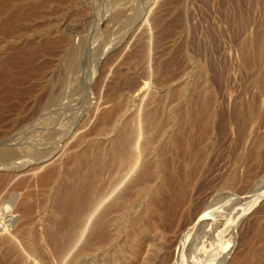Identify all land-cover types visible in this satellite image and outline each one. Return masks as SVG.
<instances>
[{
    "label": "rangeland",
    "instance_id": "1",
    "mask_svg": "<svg viewBox=\"0 0 264 264\" xmlns=\"http://www.w3.org/2000/svg\"><path fill=\"white\" fill-rule=\"evenodd\" d=\"M15 3L27 12V16L23 18L24 20H14L3 24L1 29H9H6L7 33L5 29L4 32L0 29V76L2 75L1 78L5 76L7 79L0 80V150L2 147L3 149L11 147L14 152L16 151L15 155L14 152L9 155L7 161L0 159V180L5 179L3 190H0V206H2L0 208V263L9 264L14 259L7 260L9 256H7L5 240L9 239L17 248L15 252L17 256L19 252V264H59L63 260L64 263H62L66 264L67 250L61 253L59 250L55 252L52 243L56 237L51 242L53 235H57L55 242L61 241L56 234V228L53 229L56 225L50 229L54 231L48 234L49 237L45 232L43 225L47 213L43 210V204L47 200L50 206V192L49 189L46 190L45 200L39 195L37 177L51 168L62 166L68 158L78 153L79 149L73 151L71 147L78 143L83 133L92 132L97 127L99 114L111 106V103L106 101L107 91L125 77L139 86V91L132 95V99L130 98L128 115L139 109L141 97L149 92L156 95L153 107H157L160 111L162 123H165L167 112L179 105L173 97V92L181 88L187 91L199 88L212 93L214 122L209 135L210 152L205 178L208 190L213 192L207 201L212 209L209 211L226 223L234 222L239 213L241 216L247 207H251L253 212L238 225L229 258L226 257V253H219L221 240L212 237L213 240L218 239L219 243L217 242L215 248L213 247L215 253L210 254L213 257L210 263L214 261V255L218 256L217 264H225L227 260L233 261L235 257V260L239 259L248 244L259 250L264 248L263 240L257 236L260 225L264 224V202L263 200H260V204L259 201L257 204L254 202L258 196H263L264 185L259 190L249 191V194L242 196L246 201L238 200L241 201L238 202L237 198L230 197L235 193L231 194L230 191L229 193L219 183L221 178L226 176L227 170L230 167L234 169L238 164L236 161L239 155L237 136L235 126L230 123L233 105L235 106L239 97L255 98L261 110L264 111V85H262L264 80L261 81L264 79L262 78L264 68L247 72L245 68L240 67L242 46L257 38L258 41H264V0H15ZM31 12L34 14L32 15ZM9 14V10L3 12L0 22L5 21ZM245 16L248 19L244 22ZM154 23L159 25L158 31L151 29ZM144 44L148 49L144 47ZM135 47L139 49V53L135 51L137 49ZM143 52L150 53H147L145 58ZM136 54L140 58L135 57ZM168 57L177 59L172 66L165 63ZM158 63L170 66H165L167 72L163 71L162 77H153L155 81L157 80L156 89L146 82L149 78L152 79L146 75L153 73ZM13 92L14 94H10ZM42 94L44 98L41 99L39 107H36L37 99ZM149 94L144 104L148 101ZM123 97L128 98L129 95L124 94ZM47 100L52 101L53 104L47 103ZM66 129L67 135L66 132L64 134ZM55 131L59 133V136H55L54 140L49 141L45 138L46 135H51ZM61 137L63 140L60 139ZM61 140L62 142H59ZM41 141L45 147L40 145ZM98 141L104 143L106 139L99 138L90 144L98 143ZM20 143L25 146H22L24 150L21 149L22 147L19 148ZM87 145L89 143L82 145L80 150ZM41 148H44V151L43 149L38 151ZM54 149L57 151L53 152ZM47 153L53 159L48 158ZM20 159L26 161L21 163L23 161ZM27 159H30L29 162ZM232 165L235 167L233 168ZM75 171L76 168H70L71 174ZM210 186L212 189L209 188ZM31 187L36 194L35 198H30V202L36 204V214L33 218L38 227L41 244L44 245L43 249L38 247L32 251L27 246L29 240L26 239L24 232L14 234L12 231L14 225L12 218L17 203ZM254 193H257L256 196ZM235 196L241 197L237 194ZM231 198L234 202H231L233 200ZM244 201L247 205L254 202L256 207H252L254 203L247 206ZM5 203L8 207L4 205ZM240 208H243V211ZM57 219L63 218L57 216ZM59 222L61 221L57 223ZM39 249L42 252L38 251ZM193 251L191 250L190 258L184 257L186 260L183 259L181 262L206 264L208 261L206 253L199 254ZM60 255L64 256L63 260L62 257L60 260ZM81 256V261L86 262L83 261L80 264H93L86 251L82 252ZM262 256L257 263L264 264L262 263L264 255ZM103 259L107 261L103 262ZM14 261V264H18L16 259ZM179 261L180 259L176 260L174 264H182ZM100 262L128 264L127 259L120 260L119 253L114 252L99 258L97 263L100 264Z\"/></svg>",
    "mask_w": 264,
    "mask_h": 264
},
{
    "label": "bare ground",
    "instance_id": "2",
    "mask_svg": "<svg viewBox=\"0 0 264 264\" xmlns=\"http://www.w3.org/2000/svg\"><path fill=\"white\" fill-rule=\"evenodd\" d=\"M7 10L10 13L9 17L6 20L4 19L5 21L0 22V29L5 23L21 20L27 16V12L19 5H16L15 0L0 2V16ZM31 13L32 15L34 14L33 12ZM246 19H248L247 16L243 17V21ZM158 26L157 23H154L151 29L158 31ZM4 29L2 28L1 31L4 32ZM6 29L5 33L9 30ZM151 47L153 46L151 45ZM145 48L148 49L147 46ZM135 51L139 53L138 48ZM147 53L150 52L145 54L143 52L145 58ZM134 56L140 58L137 54ZM141 58L143 57L141 56ZM241 59L240 67L245 68L247 72L264 68V41H258L257 38L253 42L250 41L244 44L241 48ZM176 60L173 57H168L165 63L172 66ZM165 66L170 65L161 63L155 66L154 69L152 68L153 73L149 72L150 74L146 75L152 77V79L146 80L152 88L157 89V80L155 81L153 77H162L164 75L163 71H166ZM1 77L2 75L0 80L6 79L5 76ZM263 80L261 79V81ZM8 90L10 91V88ZM4 91L6 93V90ZM138 91L139 86L126 77L112 85L106 94V101L111 103V106L99 114L97 127H94L95 129L92 132H89L90 129L88 130L89 133L85 132L87 135L83 133L84 136L82 134L78 143L71 147L73 151L79 149L78 153L68 158L62 166L51 168L37 177L39 195L45 200L46 190L49 189L50 192V206H48L47 200L43 204V210L47 213L45 216L46 221L43 225L45 232L47 235L51 232L53 233L54 230L50 231V229L56 225L53 229L56 228V234L61 238V241L55 242L57 235H53L51 242L56 237V240L52 243L56 251L53 250L55 252L59 250L60 253L68 251H66L68 253L67 259L65 258L66 264L82 263L84 260L81 261V255L84 251L92 259L93 264H98L97 260L99 258L106 257L107 253L113 252L119 253L120 260L127 259L128 264H174L178 259L181 262L184 257L190 258L191 250L192 252L195 250L199 254L206 253L208 264H217L219 263L218 256L215 255L214 261L210 263L213 259L211 255L215 253L213 247L215 248V244L219 243L218 239L213 240L212 237L219 238V241L221 240L219 253H226V257L229 258V255L232 254L234 234L238 232V225L253 212L251 207H245L247 203L245 202V197L243 198L242 196H246L249 191H257L256 189L259 190L264 185V111L261 110L255 98L245 99L239 97L235 106L233 105L234 109L232 108L233 113L230 117V123L235 126L237 136L236 144L239 155L236 161L238 164H236V167L232 165L235 168L230 169V167L226 176H223L221 181L218 177V180L224 189L232 192L231 194L241 195V197H237L234 194V196L230 197L237 198V201L245 200L244 204L246 205L244 207L246 209L244 208L245 210L243 211V208H240L244 213L240 216L238 212L239 216L234 219V222L226 223L224 220H220L219 216L218 218L210 213L212 211L209 210L212 209L209 207L210 204L207 203L213 193L210 192L212 190H208L205 178L208 172L207 161L210 152L209 135L214 122L212 104L214 96L211 92L199 88L192 91L181 88L175 93L173 92V97L179 102V105L175 104L176 106L167 112L165 123H162L159 116L160 111L157 107H153L156 95L153 93L149 94V92L141 97L139 109L128 115L130 98ZM26 92L28 91L26 90ZM10 94H14V92ZM124 94H128L129 97L124 98ZM148 94V101L144 104ZM42 98H44L43 94L37 99L36 107H39ZM51 98L53 99V97ZM47 101V103H52L50 100ZM49 131L52 132L51 130ZM65 132L67 135V129L64 134ZM55 136H59L56 131L51 135H46L45 138L52 141ZM99 138H105L106 141L104 143L98 141V143L90 144V142ZM62 140L59 142H62ZM49 141L47 140V144H49ZM44 142L46 144V141ZM88 143L89 145L86 148L80 150L82 145ZM40 145L43 146L44 143L41 141ZM22 146L24 145L21 144L19 148ZM1 149L0 159L7 161L6 159L14 151L11 147L4 149L2 147ZM21 149L24 150L23 147ZM42 149L44 151V148L38 149V151H42ZM16 150L19 153L18 149ZM52 151L55 152L57 150L54 149ZM15 152L14 155L16 154ZM235 152L237 151L235 150ZM235 152L234 154H236ZM48 155L47 153L46 156ZM49 157L52 158L51 155ZM27 160L29 162L30 159ZM71 167L76 168V171L72 174L70 173ZM6 169L8 168L6 167ZM4 181L5 179L0 180V190L3 188ZM211 186L209 187L210 189H212ZM254 194L256 196L257 193ZM35 197L36 194L31 187L27 194L17 203V208L12 218L14 219L13 233L24 232L27 236L26 239L29 240L27 246L31 251L35 248L38 249V247L43 249L44 246L41 244L38 227L33 218L36 214V204L30 202V198ZM234 199L231 202H234ZM247 200L249 201V198ZM260 200L264 202V194L261 197L258 196L254 202L257 204L259 201L260 204ZM228 201L230 202V200ZM254 202H251V204ZM255 203L252 207L255 206ZM229 204L232 205V203ZM237 204L239 205V203ZM213 215L214 217H212ZM216 215L219 214L216 213ZM57 216H61L63 222L60 219L58 220ZM57 220L62 222H59V226ZM57 227L60 230H57ZM257 236L264 242V224L260 225ZM5 241L7 256H9L8 259L6 256V259L9 261V258H14L19 264V252L18 256L15 253L17 251L16 246L9 239ZM254 247L248 244L239 259L235 260V257L233 258L235 261L227 260L225 264H259L257 262L259 257L264 255V248L259 250ZM7 252L5 253L7 254ZM61 257L60 255V260ZM63 257L62 260L64 259ZM14 259L10 262L13 263ZM106 261V259H103V262ZM60 262L63 264L64 260ZM100 264L104 263L100 262Z\"/></svg>",
    "mask_w": 264,
    "mask_h": 264
}]
</instances>
